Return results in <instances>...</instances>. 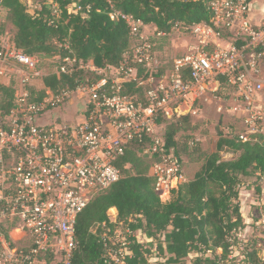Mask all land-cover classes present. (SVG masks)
Instances as JSON below:
<instances>
[{"label":"built area","instance_id":"2783aa9c","mask_svg":"<svg viewBox=\"0 0 264 264\" xmlns=\"http://www.w3.org/2000/svg\"><path fill=\"white\" fill-rule=\"evenodd\" d=\"M68 10L76 14L81 8L72 4ZM208 10L207 22L173 28L184 31L188 43L170 62H160L153 39L170 34L110 7V20L123 21L136 40L118 65L55 56L54 73L81 72L85 80L74 90L46 92L40 101L29 103L27 91L16 97V107L0 118V264H73L76 217L120 180L115 163L132 142L146 143L141 155L159 156L151 169L154 191L161 202L169 201L171 191L186 182L179 157L162 137L175 117L197 116L206 104H217V112L232 116L240 129L229 138H264V0H213ZM2 12L0 6V23ZM39 63L0 39V77L5 65H18L23 83L30 82L41 76ZM73 93L84 98L73 121L40 123ZM225 93L233 105L222 100ZM257 176L264 180V174ZM256 225L263 234L264 215ZM119 226L122 233L107 230L102 237L108 264H124L132 239L151 241ZM235 236L243 251L259 245L240 232ZM150 251V264L164 262L155 244ZM233 258L232 252L228 260Z\"/></svg>","mask_w":264,"mask_h":264},{"label":"trees","instance_id":"16d2710c","mask_svg":"<svg viewBox=\"0 0 264 264\" xmlns=\"http://www.w3.org/2000/svg\"><path fill=\"white\" fill-rule=\"evenodd\" d=\"M211 1L0 0V6L6 12V21L15 29L12 40L15 49L40 60L69 56L103 67L118 65L123 53L136 43L123 21L110 20V7L154 26L158 32L170 34L176 25L186 28L207 22ZM25 2L38 8L30 14ZM72 4L81 10L76 14L70 12L68 8ZM166 37L153 39L155 50L158 41ZM85 78L81 72L44 75L39 79L42 85L39 90L29 89L28 102L42 100L46 92L55 95L62 90H74ZM14 94L11 83H0L1 119L16 107ZM191 117L183 115L167 121L162 137L165 147L174 148L180 161L182 151L190 163L202 162L192 179L173 189L169 201L161 202L154 191L151 171L159 156L141 155L145 142L130 143L115 163L120 180L94 198L76 217L78 249L73 255V264H108L102 237L121 223L151 240L141 245L132 239L131 255L124 258V264H150L148 256L153 244L166 264H182L191 254L195 256L193 264H230L228 256L237 244L235 234L244 229L240 186L245 178L257 172L264 174V138L242 143L218 132L214 152L207 154L196 146L189 152L187 145L179 146L176 136L184 130L195 129ZM224 149L232 153L231 158L221 155ZM255 192H260V188L255 187ZM112 208L117 211L115 223L108 217ZM254 245L242 253L244 264H264L258 259Z\"/></svg>","mask_w":264,"mask_h":264},{"label":"rangeland","instance_id":"374dc122","mask_svg":"<svg viewBox=\"0 0 264 264\" xmlns=\"http://www.w3.org/2000/svg\"><path fill=\"white\" fill-rule=\"evenodd\" d=\"M27 5V10L30 14H32L35 9L38 7L36 5H32L30 2H25ZM6 12L3 10L2 18H1V25L0 31V39L1 42L4 44L12 45L13 36L15 33V29L11 26V24L6 21ZM188 43V37L183 31H175L170 33L168 37L165 39H161L158 41L157 46L158 49L156 51V56L160 60V62H170L174 56L183 53L185 47ZM18 65H5L3 71V79L6 80L7 83H11L14 91H15V98L18 97L22 92L27 91L29 92L30 88H36L35 81L39 80L40 78L33 79L31 84L30 82L23 83V74L19 71ZM21 69V68H20ZM56 69L55 61L51 58H44L40 60L39 63V70L41 71L42 76L54 73ZM31 84V85H30ZM222 100H224L227 104L233 105L235 103L234 98L232 95L225 93L221 95ZM84 98H80L78 93H73L68 100L64 101L62 104L55 105L47 110V113L40 119L41 124H49L52 121H56L55 125H62L65 122H70L74 120L75 111L80 107ZM226 104V105H227ZM217 104L208 103L205 105L203 110L197 116L191 117V125L195 126L194 130H184L180 132L176 138L178 139L179 146L182 148L184 145H187L189 148V152L196 146L198 149L204 151L207 154H210L215 151V144L218 140V132H220L223 136L230 137L235 135L236 133L240 132V129L237 128L235 124H233V117L230 116H223L219 114L216 110ZM229 117V119H227ZM232 122V124H230ZM180 158L182 167L184 170V175L187 180H189L193 174L200 168L202 162L197 163H190L187 160V156L182 151L180 152ZM221 155L228 159L232 157V153L226 149H224ZM258 173V172H257ZM241 190L245 187L248 190H255V187H259L261 189L260 192L252 194V196L243 195L242 197L246 200V207L243 210L245 215H249L248 213V206L253 205V210L251 212V225L252 228L250 229L249 233L243 234V238L251 241L256 240L259 243L258 246L256 244L254 247L258 251V259L264 261V256L262 257L261 254L264 252V232L263 234L259 231L256 223L261 219L264 215V209L262 205V201H264V180L263 178L260 179L256 174L252 177L245 178L242 185L240 186ZM170 200V199H169ZM241 204V200H240ZM241 207V205H240ZM108 215L110 217H114V213L110 210L108 211ZM122 226L117 225L114 230L119 232H123ZM259 231V233H258ZM241 233V231H240ZM141 241H144L142 236L137 235ZM263 236V238L261 237ZM261 239H260V238ZM257 238V239H256ZM241 239V238H240ZM253 246V245H252ZM152 249V248H151ZM233 254L236 255V258L230 261V263L235 264H242L243 263V256L242 253L244 251L240 246L235 245L233 249ZM217 253H220V250H217ZM195 256L191 254L184 263L182 264H193ZM156 264H166L165 262H157Z\"/></svg>","mask_w":264,"mask_h":264},{"label":"crops","instance_id":"0c3cea01","mask_svg":"<svg viewBox=\"0 0 264 264\" xmlns=\"http://www.w3.org/2000/svg\"><path fill=\"white\" fill-rule=\"evenodd\" d=\"M40 77H42V74H41V76ZM39 77V78H40ZM3 79V77H0V82H1V84H6V85H8L9 83H7V81L6 80H2ZM30 81V83L31 84H33L32 83V81H33V79H30L29 80ZM35 86H36V88H41V83H40V80H37V81H35ZM223 116V118H225V116L226 115H222ZM228 116V115H227ZM230 117H232V116H230ZM227 119H229V117L227 118ZM53 122V121H52ZM230 124H232V122L230 123ZM233 124H235L236 125V122H235V119L233 118ZM194 175V174H193ZM256 175H257V173H256ZM193 177V176H192ZM192 177L190 178V179H192ZM186 178V177H185ZM189 179V180H190ZM186 181H188L187 179H186ZM261 189H262V187L260 188V191H261ZM262 191H263V189H262ZM254 192H255V190L253 191L252 189L251 190H248V189H246L245 187L242 189V190H240V200H241V207H240V212H241V216H242V219H243V223H244V229H242L241 230V234L243 235V234H246V233H249L250 232V229L252 228V225H251V212H252V210H253V205L251 204V205H249L248 206V213H250L249 215H245L244 213H243V210L245 209V207H246V200L243 198L244 196L243 195H249V196H252V194H254ZM256 193V192H255ZM243 196V197H242ZM264 200V199H263ZM262 202H264V201H262ZM110 211L111 212H113L114 213V217L112 218V217H110L109 215H108V217H109V220H110V222H112V223H115V221H116V217H117V211L114 209V208H112V209H110ZM261 256L263 257L264 256V252H262V254H261ZM264 258V257H263Z\"/></svg>","mask_w":264,"mask_h":264}]
</instances>
